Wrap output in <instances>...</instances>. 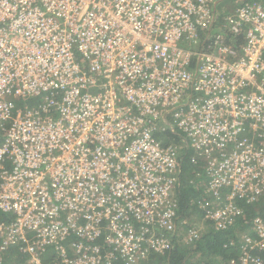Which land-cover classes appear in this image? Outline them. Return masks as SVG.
Returning <instances> with one entry per match:
<instances>
[{
  "label": "built area",
  "instance_id": "1",
  "mask_svg": "<svg viewBox=\"0 0 264 264\" xmlns=\"http://www.w3.org/2000/svg\"><path fill=\"white\" fill-rule=\"evenodd\" d=\"M186 155L202 217L181 239ZM258 198L264 0H0V264L136 263L205 223L228 264H264V219L240 231Z\"/></svg>",
  "mask_w": 264,
  "mask_h": 264
},
{
  "label": "trees",
  "instance_id": "2",
  "mask_svg": "<svg viewBox=\"0 0 264 264\" xmlns=\"http://www.w3.org/2000/svg\"><path fill=\"white\" fill-rule=\"evenodd\" d=\"M244 36L242 33L229 36L232 46L239 48L243 42ZM190 154V152H189ZM202 163L198 161L189 160V155L184 156L181 164L180 186L177 189L178 199V214L181 217L190 209L197 208L198 199L203 198L202 190L193 184H188L187 179L193 177L194 171L201 169ZM193 174V175H192ZM195 197V201H193ZM242 201V200H241ZM240 201V202H241ZM194 205H191L193 204ZM243 216L241 217L242 232H252L251 220L255 216L264 219V200L258 198L251 203L242 202ZM193 206V207H192ZM200 211V217L202 212ZM12 216L0 211V222H8ZM212 225V224H211ZM232 233L228 230H219L212 227L205 230L201 236L191 243L172 244L162 254L151 253L144 260L140 261L141 264H228V260L232 257L236 258L238 251L236 246L230 244ZM264 261V252H257ZM53 253L45 252L43 260L45 262L54 258ZM8 258L14 261L22 260V257L16 248H11L8 252ZM113 264H125L122 261H114Z\"/></svg>",
  "mask_w": 264,
  "mask_h": 264
},
{
  "label": "rangeland",
  "instance_id": "3",
  "mask_svg": "<svg viewBox=\"0 0 264 264\" xmlns=\"http://www.w3.org/2000/svg\"><path fill=\"white\" fill-rule=\"evenodd\" d=\"M21 103H24V105H27V106L31 107L33 105H36L37 101H36V99H33V98H31L29 100H27V99L23 100L22 99ZM191 178L192 177H189L187 179V183L188 184H190L189 179H191ZM192 199H193V201H195V197H193ZM206 201H207V199L204 200V202H206ZM191 205H194V203L191 204ZM195 205L197 206V208L194 206L195 209H193V210L190 209V210L186 211V213L177 220V223H178V226H179L178 235L180 236L181 239L183 238V233L185 232V228H186V224L183 223V221H186V223L189 224L190 222H194V221H196L197 219L200 218V214L201 213H200L199 210H201V206L198 203L195 204ZM210 227H212L211 223H205L206 230L208 228H210ZM182 243H184V242H182ZM83 254H86V252L85 253L83 252L82 255ZM129 264H141V263L140 262H136V263H129Z\"/></svg>",
  "mask_w": 264,
  "mask_h": 264
}]
</instances>
